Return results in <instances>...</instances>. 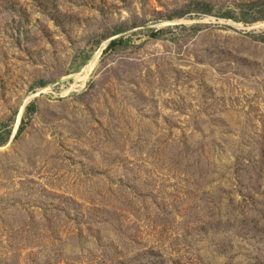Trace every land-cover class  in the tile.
I'll return each mask as SVG.
<instances>
[{"label":"rangeland","instance_id":"rangeland-1","mask_svg":"<svg viewBox=\"0 0 264 264\" xmlns=\"http://www.w3.org/2000/svg\"><path fill=\"white\" fill-rule=\"evenodd\" d=\"M257 25L264 0H0V264H264Z\"/></svg>","mask_w":264,"mask_h":264},{"label":"water","instance_id":"water-1","mask_svg":"<svg viewBox=\"0 0 264 264\" xmlns=\"http://www.w3.org/2000/svg\"><path fill=\"white\" fill-rule=\"evenodd\" d=\"M262 26H264V25L253 26L252 28H250V29H248V30H249V31H255V30L260 29ZM95 65H96V62L93 64V67H92L93 69H94ZM93 69H92V70H93ZM17 128H18V126H17ZM16 133H17V129H16V131H15V133H14L13 139L15 138Z\"/></svg>","mask_w":264,"mask_h":264},{"label":"bare ground","instance_id":"bare-ground-1","mask_svg":"<svg viewBox=\"0 0 264 264\" xmlns=\"http://www.w3.org/2000/svg\"><path fill=\"white\" fill-rule=\"evenodd\" d=\"M92 69V68H91Z\"/></svg>","mask_w":264,"mask_h":264}]
</instances>
